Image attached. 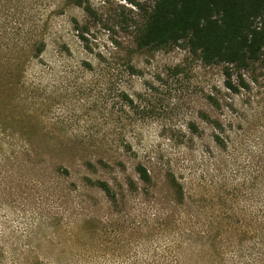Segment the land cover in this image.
Wrapping results in <instances>:
<instances>
[{"label":"rangeland","instance_id":"obj_1","mask_svg":"<svg viewBox=\"0 0 264 264\" xmlns=\"http://www.w3.org/2000/svg\"><path fill=\"white\" fill-rule=\"evenodd\" d=\"M79 1L0 0V264H264V65L136 49L154 0Z\"/></svg>","mask_w":264,"mask_h":264},{"label":"trees","instance_id":"obj_2","mask_svg":"<svg viewBox=\"0 0 264 264\" xmlns=\"http://www.w3.org/2000/svg\"><path fill=\"white\" fill-rule=\"evenodd\" d=\"M143 13L142 22L134 28L136 49H157L184 41L203 64L226 65L228 75L231 68L264 65V0H154ZM43 47L39 44L35 54H40ZM135 171L148 192L149 170L137 163ZM99 186L115 199L106 182H99ZM174 186L182 197L181 184L175 181ZM131 187L136 189L132 181Z\"/></svg>","mask_w":264,"mask_h":264}]
</instances>
